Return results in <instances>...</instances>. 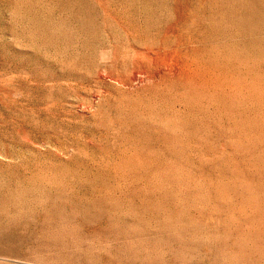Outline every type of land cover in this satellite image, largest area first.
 <instances>
[{
	"label": "rangeland",
	"instance_id": "374dc122",
	"mask_svg": "<svg viewBox=\"0 0 264 264\" xmlns=\"http://www.w3.org/2000/svg\"><path fill=\"white\" fill-rule=\"evenodd\" d=\"M0 264H264V0H0Z\"/></svg>",
	"mask_w": 264,
	"mask_h": 264
}]
</instances>
